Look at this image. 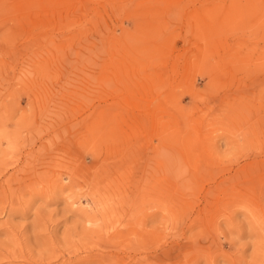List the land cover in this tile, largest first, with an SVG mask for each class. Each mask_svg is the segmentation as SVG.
<instances>
[{
  "label": "rangeland",
  "instance_id": "374dc122",
  "mask_svg": "<svg viewBox=\"0 0 264 264\" xmlns=\"http://www.w3.org/2000/svg\"><path fill=\"white\" fill-rule=\"evenodd\" d=\"M0 264H264V0H0Z\"/></svg>",
  "mask_w": 264,
  "mask_h": 264
}]
</instances>
